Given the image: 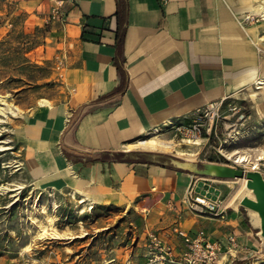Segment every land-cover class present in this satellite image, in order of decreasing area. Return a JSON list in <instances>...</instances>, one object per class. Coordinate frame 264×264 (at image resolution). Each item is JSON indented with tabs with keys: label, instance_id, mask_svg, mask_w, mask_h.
Masks as SVG:
<instances>
[{
	"label": "crops",
	"instance_id": "0c3cea01",
	"mask_svg": "<svg viewBox=\"0 0 264 264\" xmlns=\"http://www.w3.org/2000/svg\"><path fill=\"white\" fill-rule=\"evenodd\" d=\"M63 2L66 29L55 20L53 29L68 50L65 81L44 89L42 100L17 116L14 151L21 171L35 185L81 194L85 202H131L168 211L173 224L179 222L191 232L203 228L191 229L201 222L220 224L186 214L184 199L195 170L184 161L107 154L136 146L152 148L141 142L154 139L182 155L173 142L148 135L213 100L247 90L252 98L264 92V25L240 22L249 2ZM55 5L56 0H0V35L18 20L26 25L49 22ZM131 152L136 151L126 153ZM168 214L154 218L159 222L155 227L164 225ZM223 221L234 224L231 229L244 244L259 242L256 225L242 224L235 210ZM206 231L213 238L221 232Z\"/></svg>",
	"mask_w": 264,
	"mask_h": 264
},
{
	"label": "rangeland",
	"instance_id": "374dc122",
	"mask_svg": "<svg viewBox=\"0 0 264 264\" xmlns=\"http://www.w3.org/2000/svg\"><path fill=\"white\" fill-rule=\"evenodd\" d=\"M256 1L247 0L249 6L240 17L242 24L264 25V16L253 8ZM250 12L255 18L244 20V15ZM53 22L50 19L44 24L26 25L18 20L8 25L7 31L0 35V98L17 107L11 113L0 111V264H154L150 260L153 243L147 228L159 234L162 231L161 235L176 249L182 244V240L176 239L171 232L174 219L168 211L159 212L131 202L123 204L109 200L102 203L87 201L91 205H86V211L81 213L84 207V203L80 202L81 194L73 197L69 190L35 185L27 172L21 171L18 166L14 151L17 150V116L38 99L42 100L40 97L44 96V89L62 84L65 77L68 50L60 43V33L53 29ZM195 123L201 124V133L198 135L192 130ZM148 136L178 145L184 151L182 155L192 159L196 166L217 162L249 169L248 164L241 165L227 156L237 149L253 160L264 156V92H258L252 98L247 90L213 100L193 112L162 124L159 132ZM188 138L200 141L194 145ZM136 139H131L123 147L133 144ZM163 150L178 152L177 149ZM108 156L129 160H180L148 152H124L119 156L110 153ZM259 162L264 173V158ZM192 173L194 182L184 199L188 211L186 214L220 224L201 222L200 226L191 229L203 227L214 232L218 228L221 232L216 237L224 241L230 233L236 235L239 250L222 257L221 264H264V237L261 227L251 218V208L242 203L233 207L225 203L241 179L222 178L196 171ZM199 180L221 190L216 209L194 208L193 197L199 193L196 190ZM17 185L21 188H17ZM51 193H54L55 198ZM53 199L57 202V208L54 207ZM91 206L93 208H89ZM234 210L242 224L256 225L261 238L255 245L244 244L240 235L231 229L234 224L223 221L230 219ZM47 214L54 217V223L49 228L57 231L60 237L38 239L30 249H25L31 242L37 224ZM166 214L168 221L155 227L159 222H155L154 218Z\"/></svg>",
	"mask_w": 264,
	"mask_h": 264
},
{
	"label": "built area",
	"instance_id": "2783aa9c",
	"mask_svg": "<svg viewBox=\"0 0 264 264\" xmlns=\"http://www.w3.org/2000/svg\"><path fill=\"white\" fill-rule=\"evenodd\" d=\"M63 1L56 0L51 18L60 24L62 30H65L68 17L62 9ZM251 18H255L251 12L244 15V20H251ZM192 130L198 135L201 133V124L195 123ZM199 195L205 197L207 201H202ZM216 202L212 197L201 192L193 197V206L197 210L204 207L214 210L217 206ZM147 232L153 243L150 260L154 264H221L222 257L234 254L239 250L235 234L230 233L224 241L220 238L211 237L205 228L191 232L183 228L179 222L171 227V232L182 239V244L177 249L169 241L162 238L158 232L149 228H147Z\"/></svg>",
	"mask_w": 264,
	"mask_h": 264
},
{
	"label": "water",
	"instance_id": "95a60500",
	"mask_svg": "<svg viewBox=\"0 0 264 264\" xmlns=\"http://www.w3.org/2000/svg\"><path fill=\"white\" fill-rule=\"evenodd\" d=\"M71 146L84 150V148L75 145H71ZM110 151L112 152L136 151V152L157 153L161 155L178 158L184 161L185 165L191 167L193 170L201 174L213 175L222 178L246 177L247 179L246 185L252 189L254 196L253 197L248 195L244 196L241 200V203L258 211L261 219L260 231L262 236H264V173L261 170L246 169L244 167H238L226 163H217V162H206L196 166L191 161V159H188L187 157L180 155L178 153L163 149L135 147V148H126V149H118V150H110ZM196 190L203 194H207L213 199H217L221 192L219 188L203 180L198 181Z\"/></svg>",
	"mask_w": 264,
	"mask_h": 264
},
{
	"label": "bare ground",
	"instance_id": "6f19581e",
	"mask_svg": "<svg viewBox=\"0 0 264 264\" xmlns=\"http://www.w3.org/2000/svg\"><path fill=\"white\" fill-rule=\"evenodd\" d=\"M255 8L257 11L261 12L262 15L264 16V1L258 2L255 5ZM262 83L264 84V82H262ZM0 104H1L0 111L2 113H11L17 109V107H15L12 104H9L5 99H2V98H0ZM159 131H160L159 128H156V130L154 132H159ZM187 140L189 142H192V144H194V145L198 144L200 141L199 139H192V138H188ZM141 144H144L145 146H149L152 148L164 149V148L170 147V145H168L167 143H164V142H161L158 140H154V139L143 141V142H141ZM227 157L232 158L235 162H237L241 165L248 164V166L250 167V168L248 167L249 169H259V170H261V166H260L261 163L259 162V160H262L264 158V156H261L259 158L257 157L258 159L253 160L248 156V154H242L240 149L233 151L231 153V155H229ZM240 179H241L240 184L237 187V189L233 193H231L229 198L226 199V201H225L226 205L229 204V205H232V207L237 206L238 204L241 203V200L244 196H246V195L252 196V197L254 196L252 189L246 185V181H247L246 177H243ZM17 188H21V186L17 185ZM51 195L55 198L54 193H51ZM71 195L73 197H75L74 193ZM199 197L202 201H207V199L205 197H203L202 195H199ZM214 200L218 201V198L214 199ZM80 202L84 203V207L80 210L81 213H84L86 211V205H91V204H87L85 202V199H81ZM53 204H54V207L57 208V202L55 201V199H53ZM89 208H93V207L91 206ZM250 213H251L252 220L257 225L260 226L261 219H260V215H259L258 211L256 209L251 208ZM45 222L48 225H46ZM53 223H54V217L51 214H47L45 216L44 220L37 224V229H36L34 235H32V237H31V242H30V244L26 245L25 249H27V248L30 249V246L38 239H44V238H47L49 236L50 237H60L59 236L60 234L57 231L51 230L49 228L53 225Z\"/></svg>",
	"mask_w": 264,
	"mask_h": 264
},
{
	"label": "trees",
	"instance_id": "16d2710c",
	"mask_svg": "<svg viewBox=\"0 0 264 264\" xmlns=\"http://www.w3.org/2000/svg\"><path fill=\"white\" fill-rule=\"evenodd\" d=\"M124 152H117V156L122 155ZM110 153H108L107 155H109Z\"/></svg>",
	"mask_w": 264,
	"mask_h": 264
}]
</instances>
